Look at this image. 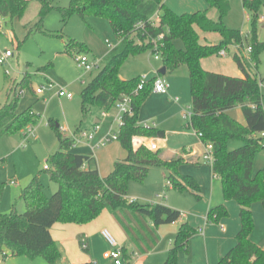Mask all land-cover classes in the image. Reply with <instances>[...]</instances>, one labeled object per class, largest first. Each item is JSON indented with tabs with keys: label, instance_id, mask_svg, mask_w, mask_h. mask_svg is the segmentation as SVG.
<instances>
[{
	"label": "trees",
	"instance_id": "obj_1",
	"mask_svg": "<svg viewBox=\"0 0 264 264\" xmlns=\"http://www.w3.org/2000/svg\"><path fill=\"white\" fill-rule=\"evenodd\" d=\"M164 1L69 0L68 7L60 8L53 6L54 0H40L37 21L29 28L27 37L43 32L63 40L64 53L74 55V58L81 55L91 58V51L83 43L64 40L61 34L44 31V17L56 9L64 26L73 15L82 19L92 16L109 22L117 43L102 59L99 71L80 93L82 121L93 110L109 112L122 96H131L137 89L140 78L131 81L119 78V70L128 57L148 51L152 54L159 52L165 70L186 66L191 94L189 126L201 134L202 143L212 144V175L221 182L224 200L234 201L239 207L240 230L235 238L236 244L219 258L218 264H264V250L250 240L254 227L251 207L260 203L264 209V169L253 171L255 156L264 149V110L259 81L246 67L241 53L242 46H250L252 51L248 59L254 68L258 67L259 56L264 51V43L257 37L264 2L241 0L250 13V34L244 38L240 31L225 25L224 20L230 10L229 0H205L207 10L181 15L168 9ZM28 6L29 0H0V17L20 19ZM209 10L215 11V19L208 16ZM156 13L159 21L153 25L151 19ZM138 22H143V28L135 30ZM196 28L218 34L220 43L214 46L200 44ZM178 40L182 48L176 47ZM229 47L239 48L234 52L233 61L243 78L203 70L202 59L218 55L221 50L228 51ZM154 79L144 83L142 89L132 96V115L123 116L117 140L127 157L115 162L112 172L104 178L100 177L97 169L86 167L90 163L89 156L71 153L72 137L65 136L53 120L48 122L55 133L58 148L48 157L50 166L44 171L57 185V190L47 196L40 178L34 177L21 189L17 199L24 203L23 213L16 211V203L9 213L0 210V257L26 256L29 260L41 258L47 264H58L62 254L51 236V227L56 223L85 225L97 219L104 210L115 216L124 211L140 214L154 227L177 222L182 214L175 209L127 199L129 183H143L152 167H163L167 171L166 180L173 190L189 193L196 201L201 200L197 182L178 171L182 159L164 162L159 152H151L144 145L135 146L133 143L135 138L150 139L164 135L155 128L138 124L139 110L152 93ZM29 80L25 76L17 87H28ZM17 87L11 90V99L0 105V137L20 133L39 122V116L32 108L18 111L20 95L16 93ZM235 108L240 109L244 124L228 114ZM78 129L76 131H80ZM230 141H238L242 145L229 151ZM5 185L0 182V205ZM228 215L225 206L219 205L208 211L206 221L217 223ZM196 233L197 230L188 224H182L163 264H179V253L187 252L189 239Z\"/></svg>",
	"mask_w": 264,
	"mask_h": 264
},
{
	"label": "crops",
	"instance_id": "obj_2",
	"mask_svg": "<svg viewBox=\"0 0 264 264\" xmlns=\"http://www.w3.org/2000/svg\"><path fill=\"white\" fill-rule=\"evenodd\" d=\"M164 4L178 15L193 14L208 9L205 0H165ZM209 14L212 16L213 12L209 10L208 16L210 17ZM261 22H264L262 15ZM196 31L199 34V42L202 45L214 46L221 41V37L217 34L218 38L217 42H215L216 33L203 32L198 28H196ZM102 47L103 50L98 51L97 48L94 49L90 45L91 59L102 61L110 50L105 48L104 45ZM146 53L136 57L146 55ZM214 57L217 58L216 56ZM215 58L202 59L201 67L203 70L229 77L243 78L234 61L229 62L230 64H219L215 61ZM150 67L147 70L149 74V77H146L147 80L159 75L162 64L159 66L151 64ZM163 77L170 86L169 93L167 95L151 93L139 110L138 124L163 132V137H154L148 140L157 146L159 157L162 161L170 162L182 159L183 162L179 166L178 171L182 175L191 176L197 182L201 190V200L196 201L189 193H179L171 187L165 186V181L167 182L166 170L153 172L152 178L147 182L149 192L145 190L135 191L133 188L135 184L130 183L127 199L139 204H162L175 209L182 214L177 222L154 227L149 219L140 214L124 211L117 213L115 216L104 210L97 219L85 225L56 223L51 227L50 233L62 254V259L58 264H112L110 260L103 257V254L110 250L109 245L101 235L103 230H108L122 249L124 264H163L169 250L173 246L179 227L185 223L197 230V233L189 239L187 252L179 253V264H218L219 258L227 254L235 246V238L240 230L239 207L234 201L224 200L220 180L213 177L210 167L201 165L200 161L204 150L203 143L196 133L190 130L189 118H187L186 127H182L179 120H177L180 117L177 107L181 105V98L185 90L190 88L188 68L183 65L173 71L166 70ZM120 78L125 81L123 77ZM27 108H31V106L25 109ZM236 109L240 116L234 119L244 124L240 109ZM229 112L228 114L230 115ZM89 118L92 119V126L89 128L81 126L78 130H90L94 125H99L100 129L95 136L94 142L87 143L85 140H81L72 146L71 153L89 156L91 158L90 163L86 164V167L97 169L100 177L104 178L112 172L115 162L126 159L127 153L120 145L124 155L117 161H115L117 158L110 157L108 160L113 163L112 169L101 171V163L98 156L100 148L96 149L94 147L95 142L112 133L116 123L114 119L108 122V112L106 116H103V112L99 110H93ZM107 126L109 132L106 134L104 130L107 129ZM61 130L67 137L78 132L73 129L71 130L73 132L70 133L68 128H62ZM139 138L134 139L133 143L135 146H138L136 141L138 142ZM171 138H174L175 142H172ZM171 142L173 145H170ZM1 162L3 163L4 160H1ZM155 168L157 167L150 168L149 172L154 171ZM107 172H109L108 175H106ZM12 182L13 186L19 185L17 179L10 181V184ZM41 182L43 184V181ZM165 189L168 193H166ZM161 195L162 197H160ZM219 205L225 206L229 214L228 217L220 219L217 223H208L206 221L208 211ZM19 210H22V206ZM251 212L254 227L250 234V240L264 250V209L260 203H255L251 207ZM83 241L86 245L85 250L82 249Z\"/></svg>",
	"mask_w": 264,
	"mask_h": 264
},
{
	"label": "rangeland",
	"instance_id": "obj_3",
	"mask_svg": "<svg viewBox=\"0 0 264 264\" xmlns=\"http://www.w3.org/2000/svg\"><path fill=\"white\" fill-rule=\"evenodd\" d=\"M39 1L29 0V6L20 19L9 20L0 17L2 21L0 57L6 51H9L11 54L3 64L0 63V105H4L11 99V90L17 87V84L27 76L30 79L29 86L23 89L20 87L16 88V93L20 94L18 111L31 106L33 112L39 116V122L33 127L32 134L26 128L20 133L0 137V182L6 184L0 205L2 213H9L14 203H16V211L18 213L25 211L24 203L20 200L17 201V199L20 190L34 177H39L43 181L47 196H51L57 190V186L50 181L47 172L43 170L45 165L50 166L48 157L58 148L55 133L48 125L50 120L57 123L60 129H70V133L73 132L71 130L74 129L76 131L81 126L83 128L92 126V119L89 118L90 115L82 121L80 93L97 74L102 66V61L97 59L100 61V63L98 61V69L92 72H85L77 67L74 55L71 56L64 53L63 40L51 37L49 34L47 35L43 32H37L27 37L29 28L37 21ZM230 1L231 10L224 20L225 25L230 29L242 32L243 37L248 38L250 34V13L243 7L241 0ZM68 5L69 0H54L53 2L54 7L66 8ZM211 12H213V15L209 14L210 17L215 19L216 13L214 14V10H211ZM261 15L264 18V4L261 8ZM61 20L62 17L58 10L53 9L49 11L43 20V30L49 33L61 34L64 40L67 38L77 43H83L89 49L91 45L94 49L97 48L98 51L103 50V45L105 48L110 49L107 43L112 46H115L117 43V37L112 32L109 22L105 19L92 16L82 19L77 15H73L65 26ZM215 35V42H217L218 37L217 34ZM257 37L260 42L264 43V22H261L259 25ZM175 45L178 48H182V43L179 40L175 42ZM228 50L227 56L214 55L217 58L214 56H211V58H215V61L219 64H230L229 62L233 61L235 48L229 47ZM241 53L246 57L243 49H241ZM151 64L159 66L162 62L160 59H155V55L150 51L146 55L139 57L130 56L121 66L119 78L123 77L125 81H131L136 78L149 77L147 70L151 68ZM246 67L256 75L259 81L264 110V51L259 56L257 68H254L253 63L247 58ZM42 87L45 88L43 95L35 94V90ZM58 90L71 93L73 98H59L57 95ZM190 100V88H187L181 98V105L177 107V112L180 116L177 120H179L182 127H186L188 122L187 116L190 113ZM229 113L233 118L240 116L236 108ZM116 114L117 110L113 107L108 112L109 118L107 121L113 120ZM118 128V125L115 124L110 134H117ZM187 130L189 132L192 131V129H190L191 131ZM104 131L106 134L109 132L108 126ZM148 139L141 137L138 142L136 141V145H144L151 151L150 145L153 143ZM171 141L175 142L174 138H171ZM172 142L170 145H173ZM241 145L242 143L238 141H230L228 143V150L232 151ZM155 152H159V149ZM123 155L124 152L118 141L109 142L101 147L98 150L101 171L112 169L113 163L108 160L110 157L117 158L115 160L117 161ZM1 160H4L5 163H2ZM253 169L254 172L264 169V151L255 156ZM161 170L165 171L163 167H157L154 171H150L143 183H130L135 184L133 187L135 191H148V180L152 178L153 172H160ZM108 174L109 172L106 175ZM13 179H17L19 185L13 186L10 184V181ZM165 186L168 187V182L166 181ZM21 206L22 210H19ZM0 264L47 263L41 258L29 260L26 256L12 257L9 255L4 259L0 257Z\"/></svg>",
	"mask_w": 264,
	"mask_h": 264
},
{
	"label": "built area",
	"instance_id": "obj_4",
	"mask_svg": "<svg viewBox=\"0 0 264 264\" xmlns=\"http://www.w3.org/2000/svg\"><path fill=\"white\" fill-rule=\"evenodd\" d=\"M190 1H194V0H190ZM153 25L157 24L159 21V14L156 13L152 19H151ZM143 28V22H138L135 25V30L141 29ZM2 29V21L0 19V31ZM132 37H134V34L132 35ZM107 46L111 49L112 45H110L109 43H107ZM235 48V47H234ZM156 50V47L154 48ZM236 49L239 50V48H235V52ZM241 49H243V52L245 53L246 57L243 56L244 61L246 62V58L248 59V56L250 54V52L252 51L250 46H242ZM228 52L226 50H221L218 53V56L224 57L227 56ZM10 52L6 51L5 54H2L0 57V63L3 64L5 62V60L10 56ZM153 55H155V59H160L161 60V56L159 52L153 53ZM75 63L77 65V67L79 69L84 70L85 72H92L95 69L99 68V63L98 61H96L95 59H91L89 56L87 55H81V56H76L75 57ZM6 74H8L6 72ZM148 80L143 77L140 79V82L137 86V89L131 94V96H122L114 105V107L117 110V114L114 118L115 123L118 125L119 129L120 127L123 125V116L124 115H132V111H131V103H132V96L136 95L143 87L144 83H146ZM169 84L168 82L165 80V78L163 76H159L157 75L154 79L153 82V89H152V93L155 94H160V95H167L169 93ZM45 88H38L35 90V93L37 95H43ZM20 95V94H19ZM57 95L59 98H66V99H72L73 95L69 92H66L64 90H58ZM107 112H103V116H106ZM190 117V113L188 114V118ZM29 128V129H28ZM27 130H29L30 134L33 133V127H28ZM100 126L99 125H94L90 130H80L78 131L76 134H72L69 137H72L73 139V145L78 143L81 140H85V142L87 143H92L95 140V136L97 134V132L99 131ZM62 131V130H61ZM196 135L199 137L201 134H197ZM264 134H262L263 136ZM118 140V133L117 134H107L106 136L102 137L99 141L95 142V148L99 149L103 146H105L107 143L111 142V141H117ZM203 153L201 156V165L203 166H208L210 168H212L213 165V161H214V155H213V146L211 143H203ZM150 150L155 152L158 151V148L155 144H151L150 145ZM49 169V166L45 165L44 166V170ZM13 184V182L11 183ZM168 186L170 187L169 183ZM164 196V195H163ZM162 197V195L160 196ZM131 202V201H130ZM102 237L104 238V240L107 242V244L110 247V250H108L107 252H105L103 254V257L107 260H110L112 262V264H124L123 262V256H122V249L118 246L115 238L112 236V234L108 231V230H103L101 232ZM82 249L85 250L86 249V245L83 241L82 243Z\"/></svg>",
	"mask_w": 264,
	"mask_h": 264
},
{
	"label": "water",
	"instance_id": "obj_5",
	"mask_svg": "<svg viewBox=\"0 0 264 264\" xmlns=\"http://www.w3.org/2000/svg\"><path fill=\"white\" fill-rule=\"evenodd\" d=\"M165 72H166V70H165L164 67H162V68L159 70V74H160V75H165Z\"/></svg>",
	"mask_w": 264,
	"mask_h": 264
}]
</instances>
